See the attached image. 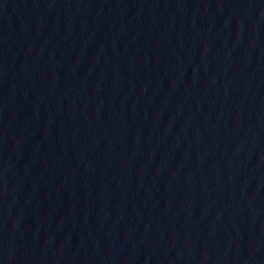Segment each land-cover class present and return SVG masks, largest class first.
I'll return each instance as SVG.
<instances>
[{
    "label": "water",
    "instance_id": "water-1",
    "mask_svg": "<svg viewBox=\"0 0 264 264\" xmlns=\"http://www.w3.org/2000/svg\"><path fill=\"white\" fill-rule=\"evenodd\" d=\"M0 264H264V0H0Z\"/></svg>",
    "mask_w": 264,
    "mask_h": 264
}]
</instances>
